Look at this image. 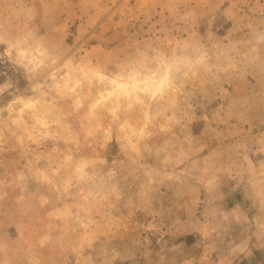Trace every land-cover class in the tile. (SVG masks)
Instances as JSON below:
<instances>
[{"label":"rangeland","instance_id":"1","mask_svg":"<svg viewBox=\"0 0 264 264\" xmlns=\"http://www.w3.org/2000/svg\"><path fill=\"white\" fill-rule=\"evenodd\" d=\"M0 264H264V0H0Z\"/></svg>","mask_w":264,"mask_h":264}]
</instances>
